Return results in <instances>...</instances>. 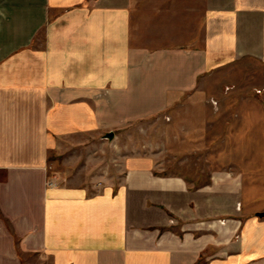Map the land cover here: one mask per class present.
<instances>
[{"label":"crops","instance_id":"obj_1","mask_svg":"<svg viewBox=\"0 0 264 264\" xmlns=\"http://www.w3.org/2000/svg\"><path fill=\"white\" fill-rule=\"evenodd\" d=\"M216 29L264 65V0H0V264H264V182L259 194L244 187L233 160L200 181L139 149L116 185L46 184L47 152L66 137L116 135L175 108L199 81L187 72L169 102L122 123L111 109L94 120L99 90H125L131 66L151 76L163 75L159 61L183 68L178 54L206 52ZM35 60L41 75L31 78ZM48 73L68 86L62 100L44 88ZM31 80L43 104L32 123L14 113Z\"/></svg>","mask_w":264,"mask_h":264},{"label":"rangeland","instance_id":"obj_2","mask_svg":"<svg viewBox=\"0 0 264 264\" xmlns=\"http://www.w3.org/2000/svg\"><path fill=\"white\" fill-rule=\"evenodd\" d=\"M224 27L223 24V32ZM218 29L204 35L206 52L187 53L191 57L187 60L178 54L179 61L184 62L181 68L184 72L175 71L161 61V76H151V66H131L123 75L125 90H99L98 109L87 107L95 115L94 120L107 121L105 112L111 109L113 116L119 118L113 122L122 123L126 117L137 114L139 108L145 112L169 102L167 93L183 86L187 72L197 75L199 81L195 90L179 99L175 108L133 121L115 131L112 138L102 131L66 137L62 145L47 152L46 184L60 185L72 179L74 184L81 182L88 186L89 192L116 185L122 175L124 157L137 155L141 149L143 153H154L165 171H189L194 177L204 173V177L195 178L200 181H207L211 171L230 168L233 160L243 186L249 183L259 194L264 182V65L246 55L239 56L236 49L230 50L229 35L216 34ZM39 70L41 75V66L36 61L31 65V78ZM65 74L63 71L60 79L67 77ZM45 78L44 88L47 85L53 88L62 100L68 86L61 88L58 82H51L56 76L49 73ZM37 90L32 80L29 88L22 90L14 111L18 118L22 117V111H28L31 123L34 122L37 110L43 108L41 91ZM139 93L142 107L137 106V100L133 101ZM33 148L31 145L30 151Z\"/></svg>","mask_w":264,"mask_h":264},{"label":"water","instance_id":"obj_3","mask_svg":"<svg viewBox=\"0 0 264 264\" xmlns=\"http://www.w3.org/2000/svg\"><path fill=\"white\" fill-rule=\"evenodd\" d=\"M105 136L108 137V138H112L113 137V131L106 132ZM257 215L258 216H264V212H258Z\"/></svg>","mask_w":264,"mask_h":264}]
</instances>
